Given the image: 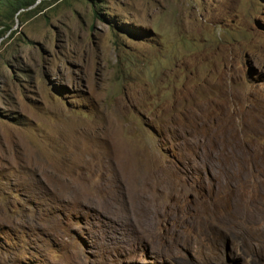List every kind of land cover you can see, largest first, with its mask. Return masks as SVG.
I'll return each instance as SVG.
<instances>
[{"label": "rangeland", "instance_id": "obj_1", "mask_svg": "<svg viewBox=\"0 0 264 264\" xmlns=\"http://www.w3.org/2000/svg\"><path fill=\"white\" fill-rule=\"evenodd\" d=\"M5 1L0 264H247L207 219L264 207V0Z\"/></svg>", "mask_w": 264, "mask_h": 264}, {"label": "bare ground", "instance_id": "obj_2", "mask_svg": "<svg viewBox=\"0 0 264 264\" xmlns=\"http://www.w3.org/2000/svg\"><path fill=\"white\" fill-rule=\"evenodd\" d=\"M241 182L242 181L239 180L238 194H231L228 197L226 196L227 198L224 200V205L220 212L217 215L215 213H211L210 215L212 217L208 216L207 226L211 229L215 224L216 226L219 224L221 233L224 234V238L226 239L235 238L236 236L242 238L243 243L239 255L247 260V264H264V207L259 206L256 200L251 199L248 196L245 191L247 186L250 187L248 183ZM250 183L251 185H256L257 181L251 179ZM207 233L208 235L211 234L209 231ZM212 241V248H220L215 245L216 242L214 240ZM220 251L218 254V263L215 264H226L224 261V255ZM251 253H253L255 257L253 256L252 260H248V256Z\"/></svg>", "mask_w": 264, "mask_h": 264}, {"label": "trees", "instance_id": "obj_3", "mask_svg": "<svg viewBox=\"0 0 264 264\" xmlns=\"http://www.w3.org/2000/svg\"><path fill=\"white\" fill-rule=\"evenodd\" d=\"M38 0H6V4L12 13H18L20 10L28 9L33 6Z\"/></svg>", "mask_w": 264, "mask_h": 264}]
</instances>
